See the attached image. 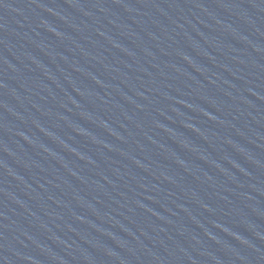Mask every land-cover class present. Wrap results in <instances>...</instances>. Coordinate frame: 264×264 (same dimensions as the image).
Returning a JSON list of instances; mask_svg holds the SVG:
<instances>
[{
    "label": "water",
    "instance_id": "obj_1",
    "mask_svg": "<svg viewBox=\"0 0 264 264\" xmlns=\"http://www.w3.org/2000/svg\"><path fill=\"white\" fill-rule=\"evenodd\" d=\"M0 264H148L74 213L0 180Z\"/></svg>",
    "mask_w": 264,
    "mask_h": 264
}]
</instances>
